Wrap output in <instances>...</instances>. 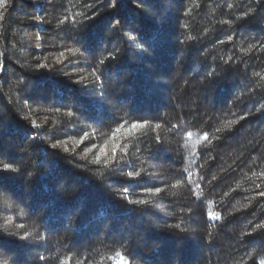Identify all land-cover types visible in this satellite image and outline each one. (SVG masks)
<instances>
[{
	"label": "trees",
	"instance_id": "1",
	"mask_svg": "<svg viewBox=\"0 0 264 264\" xmlns=\"http://www.w3.org/2000/svg\"><path fill=\"white\" fill-rule=\"evenodd\" d=\"M261 193L264 0H0V264H264Z\"/></svg>",
	"mask_w": 264,
	"mask_h": 264
},
{
	"label": "snow or ice",
	"instance_id": "2",
	"mask_svg": "<svg viewBox=\"0 0 264 264\" xmlns=\"http://www.w3.org/2000/svg\"><path fill=\"white\" fill-rule=\"evenodd\" d=\"M101 63H103V61H101ZM69 115H71V113H69ZM132 127L135 128V127H137V125L136 124H133ZM85 135H87V133H85ZM53 147H56V145H53ZM89 151H90V149H89ZM99 160H100V157L98 156L96 158V162H99ZM4 167L5 168H9L10 166L9 165H5ZM128 175L131 177L132 176V173H128ZM157 191H160V189H157ZM261 195H264V193H261ZM138 203H144V201H138ZM41 259H43V257H41Z\"/></svg>",
	"mask_w": 264,
	"mask_h": 264
}]
</instances>
